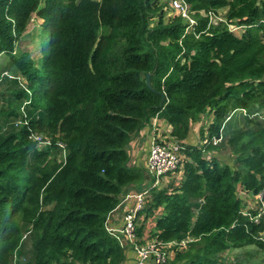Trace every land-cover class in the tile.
I'll return each mask as SVG.
<instances>
[{
    "label": "trees",
    "instance_id": "16d2710c",
    "mask_svg": "<svg viewBox=\"0 0 264 264\" xmlns=\"http://www.w3.org/2000/svg\"><path fill=\"white\" fill-rule=\"evenodd\" d=\"M184 2L194 25L170 13L171 0H0V57L30 91L7 89L13 106L30 101L24 112L23 103L0 107L12 122L0 130V264L27 253L19 264L135 262L106 221L149 176L131 164V146L155 118L182 142L183 177L149 191L139 215L160 212L150 238L187 241L167 249L172 264H248L251 252L264 254V216H246L240 194L264 190V0ZM33 15L49 32L40 66L16 52ZM3 67L0 87L13 79ZM203 119L211 122L199 141ZM231 252L245 253L227 263Z\"/></svg>",
    "mask_w": 264,
    "mask_h": 264
},
{
    "label": "built area",
    "instance_id": "2783aa9c",
    "mask_svg": "<svg viewBox=\"0 0 264 264\" xmlns=\"http://www.w3.org/2000/svg\"><path fill=\"white\" fill-rule=\"evenodd\" d=\"M167 9V8H166ZM170 13L177 12L181 17L188 20L191 25L195 24V20L191 15V9L184 0H171ZM211 20L216 23L215 18ZM231 32L240 36L242 34L243 27H237L234 25H229ZM13 78V77H12ZM24 89L30 93L28 86H24ZM30 101L25 100L22 106V111L24 112L25 106L29 105ZM235 112V111H234ZM243 114L245 111L242 112ZM31 139L34 140L41 147L52 145L50 138L45 137L39 133H33ZM222 140L213 139V144L217 145ZM207 139L204 140L206 144ZM181 144L173 134L172 127L169 126L165 121L155 118L152 124V136L150 141V152L147 160V166L149 168L150 176L155 178V181L151 187L136 194L126 195L121 204L109 215L106 221V228L108 232L115 238H117L121 246L127 249L128 245L133 246V251L137 257L135 262L129 264H172V252L174 250H168L172 247H185L187 241L164 243L158 241L157 239L150 238V231L154 225V220L157 215L160 214L159 211H155L153 216L149 217L147 221H143V217L139 215L143 211L146 200L149 195V191L154 187H159L162 185L163 180H167L172 177L174 172L178 171L183 162V156L181 154ZM60 147L64 148L63 145L59 144ZM65 153L63 152V157ZM241 197L245 200V215L253 218L249 210H252L255 204L259 205L258 216L254 217L255 221H258L260 216H264V190L258 195H252V193H247L246 191L240 192ZM248 195H252L256 201L252 200ZM124 208V213L122 215V224L119 227L113 225V220L111 218L113 213H117L119 210ZM255 211V210H253ZM145 226L144 240L138 234V228L140 226ZM178 250V249H177Z\"/></svg>",
    "mask_w": 264,
    "mask_h": 264
},
{
    "label": "rangeland",
    "instance_id": "374dc122",
    "mask_svg": "<svg viewBox=\"0 0 264 264\" xmlns=\"http://www.w3.org/2000/svg\"><path fill=\"white\" fill-rule=\"evenodd\" d=\"M166 10V8H165ZM225 10L221 11L220 13H224ZM224 15V14H223ZM48 39H49V32L48 29L44 27V21L42 19H40L38 16L33 15L31 22L27 28L26 33L22 36L20 42L18 43L17 47H16V52L22 51L25 53H28L31 56V59L34 60L35 64L37 66H40L42 63V59L45 56V53L43 51L44 47L47 49V44H48ZM9 66L10 65V71L13 74L12 77L13 79H10L9 82L4 81L2 86L0 87V93H1V98H0V107L5 108L6 110L8 109H19V107L22 105L23 101L16 103L14 106L12 104L9 103L10 101V95L8 92V88L11 87L12 84V91L16 90L18 87L24 89V86L27 88L28 83L26 78L18 71H16L10 64V59L8 56L2 55L0 57V73L3 72L4 67L3 66ZM3 70V71H2ZM12 81H15L16 83H12ZM13 102V101H12ZM24 104V103H23ZM22 109V106H21ZM212 117V116H211ZM211 117H209V119L211 120ZM207 119H203L202 122L200 124H195L194 129L197 130V135H198V140L200 141V137H201V130L204 128L206 129L207 126L209 125V122ZM11 120H6V119H0V130L2 129V127H4V131L6 130L7 127L11 126ZM237 129H246V125H238ZM50 138V137H49ZM197 140V141H198ZM135 142V141H134ZM141 146V149L144 153V157L139 159V162L137 163V166L139 168L142 169V171L144 172V174L146 176H148L150 174L149 172V168L147 166V160H148V156H149V150H148V146L147 143L148 141L146 140V138H142L140 139V141L138 142ZM220 152L221 155L223 157L228 158V156L230 157L231 150L229 146H221L220 147ZM132 154V151H131ZM57 155V159L60 162V151L59 154L58 152L56 153ZM131 164H136V157L133 156V154L131 155ZM174 175L172 177H169L165 184H169V183H173L174 185H179L182 177H183V173L181 171V167L179 169V171H176L173 173ZM155 181V178L152 176H148L147 180L145 181V183L140 186V187H134L132 189H130L129 191H127V194H136L139 192H143L144 190L148 189L149 187H151L153 185ZM126 196V195H125ZM252 196V195H251ZM124 198V197H123ZM252 200L256 201L254 198L251 197ZM259 209V205L255 204L252 208V210H257ZM122 211H119V213H121ZM29 233H26L23 240L28 237ZM22 240V241H23ZM26 243V240L25 242ZM28 243H26L27 246ZM29 248V247H27ZM245 252L241 253V254H237V253H233L231 252L230 254L226 255L224 261H226L227 263H232L231 261L233 260H237V258L242 257L243 254ZM250 254L255 255L254 257H252L253 259H251V261H246L248 262H252L250 264H264V254L261 252H257V254H255L254 252H251ZM21 255V256H20ZM19 256H17L15 259V261L13 260V264H19L21 263H25L29 258V254L27 253V255H22L20 254ZM27 258H26V257ZM249 259L251 257L248 256V254H246V259Z\"/></svg>",
    "mask_w": 264,
    "mask_h": 264
},
{
    "label": "crops",
    "instance_id": "0c3cea01",
    "mask_svg": "<svg viewBox=\"0 0 264 264\" xmlns=\"http://www.w3.org/2000/svg\"><path fill=\"white\" fill-rule=\"evenodd\" d=\"M151 136H152V127L149 126L148 128L144 129L140 133V136H138L136 140H134L135 142H133V144L131 146L132 147L131 148V151H132L133 156L136 157V163L139 162V159L140 158H143L144 157V153H143V151L141 149V146H139L140 144L138 142L140 141V139H142V138L145 137L146 140L148 141L147 146H148V149H149V147H150V141H151ZM248 196L251 197V195H248ZM119 211H122V212L119 213ZM119 211L117 213H115V215L113 217V225L115 227H119L122 224L121 218H122V215L124 213V208H122ZM249 250H251V249H249Z\"/></svg>",
    "mask_w": 264,
    "mask_h": 264
},
{
    "label": "water",
    "instance_id": "95a60500",
    "mask_svg": "<svg viewBox=\"0 0 264 264\" xmlns=\"http://www.w3.org/2000/svg\"><path fill=\"white\" fill-rule=\"evenodd\" d=\"M147 84L150 86V75L147 76Z\"/></svg>",
    "mask_w": 264,
    "mask_h": 264
},
{
    "label": "clouds",
    "instance_id": "9594fccd",
    "mask_svg": "<svg viewBox=\"0 0 264 264\" xmlns=\"http://www.w3.org/2000/svg\"><path fill=\"white\" fill-rule=\"evenodd\" d=\"M160 119V118H159ZM160 120H162V119H160ZM164 121V120H163Z\"/></svg>",
    "mask_w": 264,
    "mask_h": 264
}]
</instances>
